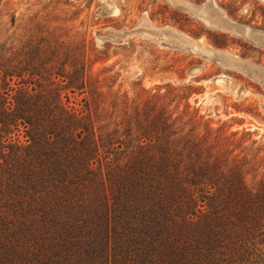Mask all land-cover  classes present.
Instances as JSON below:
<instances>
[{
	"label": "trees",
	"instance_id": "trees-1",
	"mask_svg": "<svg viewBox=\"0 0 264 264\" xmlns=\"http://www.w3.org/2000/svg\"><path fill=\"white\" fill-rule=\"evenodd\" d=\"M5 40L0 264H264V145L113 92L53 32Z\"/></svg>",
	"mask_w": 264,
	"mask_h": 264
},
{
	"label": "rangeland",
	"instance_id": "rangeland-1",
	"mask_svg": "<svg viewBox=\"0 0 264 264\" xmlns=\"http://www.w3.org/2000/svg\"><path fill=\"white\" fill-rule=\"evenodd\" d=\"M176 1L0 0V44L13 18L5 42L16 49L24 36L53 32L113 92L170 93L175 116L188 112L264 145V2Z\"/></svg>",
	"mask_w": 264,
	"mask_h": 264
},
{
	"label": "bare ground",
	"instance_id": "bare-ground-1",
	"mask_svg": "<svg viewBox=\"0 0 264 264\" xmlns=\"http://www.w3.org/2000/svg\"><path fill=\"white\" fill-rule=\"evenodd\" d=\"M174 2H177L176 0H173ZM264 2V0H262ZM208 17V15H207ZM223 25L224 27L226 28H229V29H235V25L234 24H231L230 22H227V21H223V23L221 24ZM238 26V25H237ZM238 30V29H237ZM250 31V30H249ZM249 31L247 29L244 28L243 30V35L244 36H247L248 38H254V39H258L257 36H253L252 34L249 33ZM238 32V31H237ZM240 32V31H239ZM262 37V36H261ZM196 44V43H195Z\"/></svg>",
	"mask_w": 264,
	"mask_h": 264
}]
</instances>
